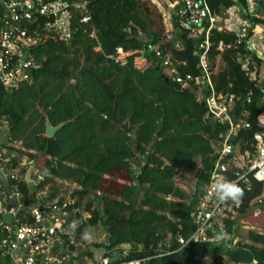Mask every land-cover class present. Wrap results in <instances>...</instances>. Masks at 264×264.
Returning a JSON list of instances; mask_svg holds the SVG:
<instances>
[{
	"label": "trees",
	"instance_id": "16d2710c",
	"mask_svg": "<svg viewBox=\"0 0 264 264\" xmlns=\"http://www.w3.org/2000/svg\"><path fill=\"white\" fill-rule=\"evenodd\" d=\"M85 1L90 22L74 20L69 42L49 41L33 50L39 68L30 73L28 82L12 91L0 87V149H6L4 158L10 159L5 171L18 168V160L23 158L47 170L49 177L36 188L37 193L49 192L47 205L60 193V182L75 184L80 189L72 194L76 208L84 207L91 215L90 219L77 215L76 233L101 225L106 237L96 247L111 252L130 245L129 261L196 264L219 256L227 264H264V235L249 231L244 242L236 234L241 221L264 229V214L254 213L263 200L264 181L253 182L249 190L238 184L243 196L237 217L224 221L230 248L199 249L191 245L175 252V237L187 238L194 231L191 213L222 152L227 129V125L212 124L207 119L205 102L210 89L177 83L171 73L174 67L183 78L203 76L195 39L183 30L176 14L171 19L174 32L168 34L150 0H127L128 6L121 0ZM171 1L177 12L179 0ZM237 4L247 10L245 0H206L211 16H219L222 9ZM138 10L151 23V41L136 39L145 34ZM246 19L264 24L250 14ZM40 23L44 24V18ZM207 40L212 91L236 98L230 113L233 119L248 114L246 121L251 128L241 130L232 144L234 155L242 157L245 151H253V136L259 132L256 120L264 114V82L260 87L252 82L239 59L250 57L257 66L262 60L229 31L211 29ZM197 42L201 45L200 38ZM149 44L171 57L170 66L155 58ZM119 48L124 52L144 50L149 55L146 67L135 69L132 57L125 64L116 63L113 57ZM216 61L223 65L213 67ZM41 110L53 127L68 122L52 138L45 137L46 119ZM134 156L139 172L133 170ZM195 160L200 166L190 201L176 186L175 177ZM236 171L241 167L232 166L228 176L232 179ZM9 184L17 186L24 198L29 197L25 180H10ZM17 218L21 223H32L28 209ZM164 250L172 253L155 257ZM0 264L12 263L0 256Z\"/></svg>",
	"mask_w": 264,
	"mask_h": 264
},
{
	"label": "built area",
	"instance_id": "2783aa9c",
	"mask_svg": "<svg viewBox=\"0 0 264 264\" xmlns=\"http://www.w3.org/2000/svg\"><path fill=\"white\" fill-rule=\"evenodd\" d=\"M245 1L246 16L250 14V16L260 18L259 15L264 10L262 9L264 5L257 15H252L260 0ZM179 3L180 7L175 14L179 17L180 26L189 33L191 38L195 39L196 46L200 48L199 66L203 71V76L193 78L186 75L183 78L174 67L171 69V73L177 83L206 85L210 89L205 102L207 119L212 124L227 125V129L222 152L216 158L215 167L210 172L203 193L191 213L194 231L187 238L181 235L175 237L174 244L177 245L175 252L191 245L199 249L206 246L228 247L230 236L225 230L224 221L237 217L241 199L221 202L217 197L216 184L226 180L234 181L249 190L253 182L264 181V114H260L256 120L259 132L253 136V151H245L242 157L234 155L232 144L238 133L251 128L246 121L248 114L233 119L230 113L234 111L236 98L232 95L217 94L212 91L211 64L206 53L209 47L207 35L211 29L233 33L238 38V43L243 42L247 49L262 60L261 64L257 66L256 61L250 57L239 59L242 70L248 78L260 87L264 82V63L258 49L261 44L259 40L264 35V24H252L246 19V16L242 15V18L237 6L228 8V14L222 18L221 15L211 16L209 14L206 0H179ZM40 18H44L43 25L40 23ZM74 20H78L79 24L90 22L87 1L0 0V87L5 91H12L28 82L30 73L39 68V64L32 54L33 50L49 41L69 42L73 37L72 22ZM221 21L222 25L219 24ZM203 35L205 41L203 44L200 42L201 45H199L197 40ZM91 37H94V33L91 34ZM223 48L222 44L218 47L220 51ZM27 50L29 53L23 59ZM151 51L164 66H170L171 57L169 55H163L158 48H152ZM130 57L133 58V65L137 70L144 69L149 59V55L144 50L124 52L120 48L117 49L113 59L116 63L125 64ZM247 102H250L249 98ZM16 146L18 148L19 144ZM6 154V149H0V174L2 175V182H0V256L12 261L15 252H20L22 264H71L74 253L72 249L78 248L77 215L81 214L84 219L91 218L84 207L76 208V201L72 198V194L76 191L65 192V187L68 185L74 186L76 189L79 188L67 181L60 182L62 187L60 193L55 200L47 205L45 199L48 198L49 192L37 193L36 188L40 182L49 177V172L28 163L26 158L20 159L25 161L24 164H19L20 160H18V168L6 172V163L10 162L9 158H4ZM232 166H240L241 171L233 172L231 179L228 173ZM22 179L29 187L28 198L21 195L17 186L9 184L10 180L18 183ZM23 198L28 200L24 206H20L19 209L9 208L11 201ZM30 201L33 204L27 206ZM43 201L45 204L42 206ZM25 209H28L32 223H21L18 220L17 215ZM254 213L255 215L264 214V196L263 200L259 201ZM7 214L12 215V223L3 221ZM240 224V228H247L248 232L264 235V229L257 225L245 221H241ZM169 242L170 238L168 237L165 240L167 246ZM171 253L172 251L164 250L157 253L155 257ZM129 257L128 251H121L120 262H118L119 259L115 261L112 256H108L98 264H145L147 261H129L126 259Z\"/></svg>",
	"mask_w": 264,
	"mask_h": 264
},
{
	"label": "rangeland",
	"instance_id": "374dc122",
	"mask_svg": "<svg viewBox=\"0 0 264 264\" xmlns=\"http://www.w3.org/2000/svg\"><path fill=\"white\" fill-rule=\"evenodd\" d=\"M150 2L152 3V5L158 10V12L161 14L163 22H164V26L166 28V32L168 34H171L173 31V29H171V20L169 18H172L173 16V9L172 7H174V5L172 4L171 0H150ZM261 19H264V10L263 13H261L260 15ZM259 42L261 43L259 45V52L261 53V56H263V63H264V35L262 36V38L259 40ZM213 67L216 66H222L223 64L219 61L213 62L212 63ZM136 156V155H135ZM135 156L132 160V166H133V170L134 171H138V169L140 168V166L136 165V161H135ZM200 166V162L199 160H195L192 163H190L183 171L182 174H178L175 177V184L178 188H180L182 191L185 192V194L188 196V199L191 201L192 200V196L194 194L195 191V174L197 172V169ZM65 192H72L74 190H77L74 186H67L65 187ZM64 191V188H63ZM100 206V205H99ZM92 231H98L99 232V237L98 239H101L102 242L105 241V239H102V236L105 234L106 230L101 227V225H99L96 228H91ZM240 230V235L241 236H246L248 234V230L247 228H239ZM238 230V231H239ZM86 239V240H85ZM83 240L86 242L87 238H83ZM102 253L101 250H96L94 251V256H99ZM196 264H227L225 261L220 260L219 256H216L214 258H204L198 261H196Z\"/></svg>",
	"mask_w": 264,
	"mask_h": 264
},
{
	"label": "crops",
	"instance_id": "0c3cea01",
	"mask_svg": "<svg viewBox=\"0 0 264 264\" xmlns=\"http://www.w3.org/2000/svg\"><path fill=\"white\" fill-rule=\"evenodd\" d=\"M172 8H174V7H172ZM172 11H173V15H174L175 10L173 9ZM261 13H263V11H261ZM226 14H228L227 9L226 10L222 9L221 13H220L221 17L222 18L226 17ZM239 14L242 17V14L240 11H239ZM169 19L171 20L172 18H169ZM221 23H222V21L219 24L222 25ZM170 24H171V29H172V23L170 22ZM262 58H263V56H262ZM2 143H3V137L0 134V147H1ZM24 163H25V161L20 160L19 164H24ZM75 191H80V189H77ZM26 202H28V200L24 199V198L19 199V200H13L10 202L9 208L19 209L20 206H24L26 204ZM91 228L92 227H85L82 230L81 234H77L78 235V248L72 249V251L74 253H73V259H72L71 264H92V263L98 264L103 258L108 257L109 254H110V256H112V254L121 253V251H128L130 254V257H132L131 251L133 248L130 245H123L119 248L113 249L111 252H107L103 248L96 247V245L101 244L103 240L101 241V239H98L99 232L95 231V230L92 231ZM238 230L236 231L238 238H240L244 242H247V235L241 236L240 230L239 231ZM84 237L87 238L86 242L83 240ZM105 237H106V232L102 236V239H105ZM84 249H85V251H84ZM138 249L141 250V247H139ZM96 250H101L102 253L99 256H94V251H96ZM198 262H199V260H198ZM11 263L12 264H22L20 252H15L14 258L11 261Z\"/></svg>",
	"mask_w": 264,
	"mask_h": 264
},
{
	"label": "water",
	"instance_id": "95a60500",
	"mask_svg": "<svg viewBox=\"0 0 264 264\" xmlns=\"http://www.w3.org/2000/svg\"><path fill=\"white\" fill-rule=\"evenodd\" d=\"M123 2V4L125 6H128V2L127 0H121ZM264 5V0H260L259 3L257 4V6L255 7L254 11L252 12V15H257L259 13V11L261 10V7ZM237 7L239 8L241 14L243 16H246V11L243 7H241L239 4H237ZM138 14H139V17L142 19L143 23L145 24V34L144 35H140L138 37H136V39L140 42H147V41H151L153 39V30H152V26H151V23L147 20L146 16L138 10ZM205 41V36H201L200 38V42L201 44H203ZM152 47L151 45L149 44V50H151ZM29 53V50H27L24 54V57L23 59L26 58L27 54ZM151 59H153V57H151ZM156 70L160 71L159 67L156 68ZM163 79L165 81H168V78H166L165 76H162ZM42 115H44L45 119H46V123H45V137L47 138H52L56 132L58 130H60L64 125H66L68 122H64V123H61L60 125L56 126V127H53L49 120L46 118V115L45 113L41 110L40 111ZM140 171V168L138 169V172ZM3 221L4 222H8V223H12L13 221V217L11 214H7L6 216H4L3 218ZM112 257L114 258L115 261H117L120 257V253H114L112 254Z\"/></svg>",
	"mask_w": 264,
	"mask_h": 264
},
{
	"label": "clouds",
	"instance_id": "9594fccd",
	"mask_svg": "<svg viewBox=\"0 0 264 264\" xmlns=\"http://www.w3.org/2000/svg\"><path fill=\"white\" fill-rule=\"evenodd\" d=\"M217 197L221 202L235 201L243 196L242 189L234 181L226 180L223 183H217L216 186ZM75 227V225H73Z\"/></svg>",
	"mask_w": 264,
	"mask_h": 264
}]
</instances>
